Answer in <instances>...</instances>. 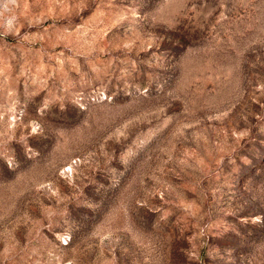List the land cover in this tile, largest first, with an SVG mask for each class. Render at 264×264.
<instances>
[{"label":"rangeland","instance_id":"obj_1","mask_svg":"<svg viewBox=\"0 0 264 264\" xmlns=\"http://www.w3.org/2000/svg\"><path fill=\"white\" fill-rule=\"evenodd\" d=\"M0 264H264V0H0Z\"/></svg>","mask_w":264,"mask_h":264}]
</instances>
